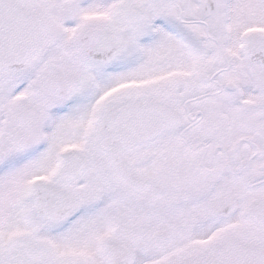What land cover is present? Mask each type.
Returning <instances> with one entry per match:
<instances>
[{"label": "snow or ice", "instance_id": "1", "mask_svg": "<svg viewBox=\"0 0 264 264\" xmlns=\"http://www.w3.org/2000/svg\"><path fill=\"white\" fill-rule=\"evenodd\" d=\"M0 264H264V0H0Z\"/></svg>", "mask_w": 264, "mask_h": 264}]
</instances>
